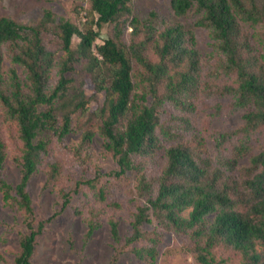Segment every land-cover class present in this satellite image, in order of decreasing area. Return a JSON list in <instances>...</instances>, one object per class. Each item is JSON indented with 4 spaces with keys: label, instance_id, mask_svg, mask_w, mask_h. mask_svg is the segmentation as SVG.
Wrapping results in <instances>:
<instances>
[{
    "label": "trees",
    "instance_id": "1",
    "mask_svg": "<svg viewBox=\"0 0 264 264\" xmlns=\"http://www.w3.org/2000/svg\"><path fill=\"white\" fill-rule=\"evenodd\" d=\"M79 1L90 4L76 11L78 15L84 12L79 25L69 20L56 23L50 11L35 25L0 19V104L6 120L17 126L21 143V154L15 160L20 179L13 186L3 175L8 147L0 115V193L6 204L23 212L26 226L14 264H33L38 237L51 220L35 218L28 190L41 156L47 152V135L64 143L75 131L82 132L79 147H91L99 134L104 150L117 163L115 177L135 174L134 189L141 204L133 215L126 244L148 242L133 247L137 258L156 264L158 239L144 230V225L156 221L190 233L199 264H216L213 250L220 245L238 252L244 264H264V149L250 157L241 181L233 172L249 153L245 142L234 145L232 156L221 165L178 142L165 149L164 167L155 177L136 161L159 151L157 131L165 104L193 106L204 68L194 32L178 22L160 21L156 12L140 19L133 13L132 0ZM171 6L178 17L193 10L197 13L196 25L209 32L223 72L235 78L234 85L224 86L220 94L232 97L234 106L246 111L243 126L236 132L221 133L220 144L237 133L250 137L264 127V46L260 44L262 49H258L243 27L264 30V0H171ZM108 24L114 26L113 36L96 45L99 31ZM49 33L58 38L64 52L59 61L48 49L45 37ZM75 37L79 39L76 46ZM4 52L15 65L7 71ZM54 69L58 80L52 86ZM86 86L92 88L90 97ZM99 94L104 100L92 112L98 125L94 132L89 124L77 123L75 116L89 115L90 102ZM79 151L74 154L82 165ZM59 174V167L51 165L48 183L57 182ZM97 181L81 179L75 190L81 186L96 189ZM61 196L64 209L71 203L72 191L64 189ZM96 197L102 203L107 200L102 188ZM96 212L92 216L97 217L99 210ZM108 223L112 241L121 244L119 222L110 218ZM88 226L92 235L99 223L92 219Z\"/></svg>",
    "mask_w": 264,
    "mask_h": 264
},
{
    "label": "rangeland",
    "instance_id": "2",
    "mask_svg": "<svg viewBox=\"0 0 264 264\" xmlns=\"http://www.w3.org/2000/svg\"><path fill=\"white\" fill-rule=\"evenodd\" d=\"M90 7L88 1L79 0H0V19L8 17L26 25L39 23L46 11H50L56 23L69 20L79 25L82 15L76 11ZM134 15L140 19L146 18L151 12H156L160 21L181 23L192 30L196 36L197 47L204 59L202 83L197 95L193 98V106L177 107L165 104L160 111V128L157 131L161 146L153 157H137L144 171L151 176H157L165 164V149L168 146L182 142L190 146L196 153L210 158L214 165H221L226 158L232 156L234 145L247 143L249 153L239 160L233 174L239 181L245 178L243 167L250 163V157L264 149V127L250 137L237 133L231 140L220 144L219 135L238 131L243 126L245 110L238 109L230 96H221L220 89L226 85H234L235 78L223 72L221 57L214 52L209 32L196 25L197 13L193 10L183 17L174 13L171 0H132ZM113 25H104L99 31L100 37L96 45L103 39L113 36ZM244 31L253 38V44L262 49L264 46V30L260 26H244ZM48 49L55 54L57 61L63 57L61 44L52 33L46 35ZM79 42L73 39L74 46ZM264 65V60H263ZM12 66L8 54L4 52V69ZM20 76L25 74L18 68ZM58 80L57 69L53 71L51 85ZM87 95L93 93L91 86L85 87ZM104 95L99 94L90 102L89 115L75 116L76 122L89 124L98 131V125L92 117V112L103 103ZM0 115L3 139L8 147V158L3 172L5 179L16 186L20 179V167L16 158L21 154V143L18 138L17 126L6 120L5 109L0 104ZM78 117V118H77ZM75 122V123H76ZM79 128V127H77ZM81 133L75 131L60 143L56 137L48 136L47 152L41 156L38 170L33 176L28 190L33 200L35 218L51 220L46 224L43 233L38 237L33 264H146L137 258L133 247H144L147 241H140L135 246L126 244V238L131 235V221L141 204L135 192V174L127 173L117 178L112 173L118 170L113 156L103 148V141L95 134L92 146H80ZM79 149L84 163H78L74 151ZM57 165L60 174L57 182L48 183L47 172L51 165ZM96 189L81 186L75 190V184L81 179H94ZM102 188L105 191L106 202H100L96 193ZM72 191L71 203L63 209L61 191ZM97 217L92 211H98ZM97 214V212H96ZM95 214V215H96ZM119 222L121 244L116 245L110 235L109 219ZM95 220L99 227L89 235V220ZM144 230L153 233L157 239L156 264H199L196 256L195 240L190 233H181L158 225L156 221L144 225ZM26 232L25 216L14 204H6L0 193V264H14L20 251V240ZM216 264H244L241 255L225 246H217L214 250Z\"/></svg>",
    "mask_w": 264,
    "mask_h": 264
}]
</instances>
